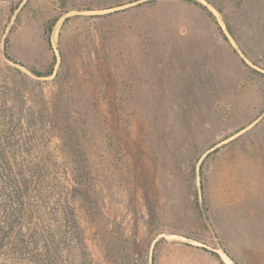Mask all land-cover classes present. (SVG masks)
<instances>
[{
  "label": "rangeland",
  "instance_id": "374dc122",
  "mask_svg": "<svg viewBox=\"0 0 264 264\" xmlns=\"http://www.w3.org/2000/svg\"><path fill=\"white\" fill-rule=\"evenodd\" d=\"M0 95L56 121L67 185L60 137L85 154L86 264H264V0H0Z\"/></svg>",
  "mask_w": 264,
  "mask_h": 264
},
{
  "label": "trees",
  "instance_id": "16d2710c",
  "mask_svg": "<svg viewBox=\"0 0 264 264\" xmlns=\"http://www.w3.org/2000/svg\"><path fill=\"white\" fill-rule=\"evenodd\" d=\"M224 22L232 32L225 18ZM53 24L46 30L47 43ZM218 29L226 38L221 26ZM31 73L36 77L51 75L53 64L50 62L44 71L32 69ZM8 101L0 95V264H86L82 259L86 253L85 230L73 204L93 190L90 167L77 160L85 154L69 149L67 142L72 137H60L63 153L77 158L67 185L60 179L66 167L55 161L48 146L56 121L41 113L30 98L28 103L22 98L9 105ZM132 255L128 264H141Z\"/></svg>",
  "mask_w": 264,
  "mask_h": 264
},
{
  "label": "crops",
  "instance_id": "0c3cea01",
  "mask_svg": "<svg viewBox=\"0 0 264 264\" xmlns=\"http://www.w3.org/2000/svg\"><path fill=\"white\" fill-rule=\"evenodd\" d=\"M264 178H262V180H263ZM262 183V185L264 186V181H262L261 182ZM253 189V188H252ZM254 190V189H253ZM263 195H264V192H260V193H258V192H250L248 195H244V197L242 198V200H245V202H247V203H249V202H253V201H255V200H259L260 198H262L263 197ZM215 196H217L216 194H215ZM214 196V198H213V202H214V205H217L218 204V202H216V200H218L216 197ZM222 198H225L224 196L222 197ZM219 201V200H218ZM193 248H195V249H200V250H203L204 251V249H203V247H198V246H194ZM206 251V250H205ZM227 256H228V254H226ZM228 258L230 259V261L232 262V264H235L234 262H233V260L228 256ZM233 258V257H232ZM236 262L237 263H239L237 260H236Z\"/></svg>",
  "mask_w": 264,
  "mask_h": 264
},
{
  "label": "bare ground",
  "instance_id": "6f19581e",
  "mask_svg": "<svg viewBox=\"0 0 264 264\" xmlns=\"http://www.w3.org/2000/svg\"><path fill=\"white\" fill-rule=\"evenodd\" d=\"M227 259V258H226Z\"/></svg>",
  "mask_w": 264,
  "mask_h": 264
}]
</instances>
